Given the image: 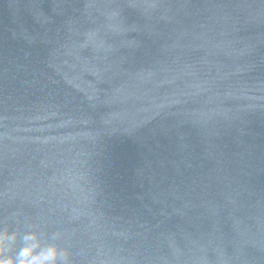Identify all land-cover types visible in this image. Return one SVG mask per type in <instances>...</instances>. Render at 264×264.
I'll return each mask as SVG.
<instances>
[{
    "label": "water",
    "instance_id": "water-1",
    "mask_svg": "<svg viewBox=\"0 0 264 264\" xmlns=\"http://www.w3.org/2000/svg\"><path fill=\"white\" fill-rule=\"evenodd\" d=\"M0 264H264V0H0Z\"/></svg>",
    "mask_w": 264,
    "mask_h": 264
}]
</instances>
